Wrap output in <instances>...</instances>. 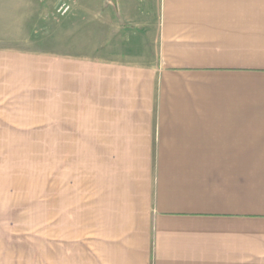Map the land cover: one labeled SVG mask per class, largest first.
<instances>
[{
	"label": "crops",
	"instance_id": "1",
	"mask_svg": "<svg viewBox=\"0 0 264 264\" xmlns=\"http://www.w3.org/2000/svg\"><path fill=\"white\" fill-rule=\"evenodd\" d=\"M119 4L155 55L116 62L28 53L7 61L16 73L0 77V130L20 158L5 164L8 173L17 165L28 173L25 158L39 136L40 147L63 157L51 159L52 198L39 208L72 206L77 83L82 90L92 79L99 90L113 85L111 96L120 99L131 81L121 66L129 65L164 89L148 92V105H111L106 112L126 120L116 128L156 168L106 180L102 193L126 195L109 207L114 217L18 216L10 175L9 195L0 199V264H264V0ZM21 114L32 123L50 115V122L41 133ZM141 120L148 124L142 136ZM139 137L147 138L141 146ZM61 179L68 181L61 186Z\"/></svg>",
	"mask_w": 264,
	"mask_h": 264
},
{
	"label": "rangeland",
	"instance_id": "2",
	"mask_svg": "<svg viewBox=\"0 0 264 264\" xmlns=\"http://www.w3.org/2000/svg\"><path fill=\"white\" fill-rule=\"evenodd\" d=\"M131 21L122 18L119 0H0V77L4 79L5 76L7 79L16 73L7 69V61L15 62L16 59L27 57L28 53L116 62L138 61L137 58L143 56H154V52L147 49V39L137 32L138 23L132 24ZM121 67L123 76L131 81L128 82L129 86L124 84L121 87L124 96L120 99L112 98L113 85H104L99 90L92 79V83H86L87 89L82 90L81 83H77L74 120L76 146L75 154L70 155L73 159L70 167L74 168L75 173L76 199L72 206L70 203L69 208L61 207L58 211L39 208L43 200L52 198L53 173H46V170H51V159L60 160L62 155L58 158L53 155V158L46 147H40L39 136H36L33 138L34 146L25 158L28 173H20L19 165L14 167V172L8 173L5 160L11 159L16 164L20 156L16 154L15 158L12 157L9 151L12 147L5 145L13 140L0 130V160L4 163V169L0 173V199L5 200L9 195L10 188L6 181H9L11 175V180L17 184L16 201L20 207L18 216H51L53 212L55 216L79 218L117 216L115 211H109V207L115 205L117 199H126V195L102 193L108 186L106 180L110 178L113 181L118 173H147L149 169L156 168L154 163L141 161L142 155L136 152L135 146L131 151L128 146L130 136L127 138L126 130L116 128L126 120L117 122V114L110 112L109 108L111 105H148L149 93L164 89V83L158 79L150 81L143 75L142 68L137 66ZM83 71V68L79 69L77 74ZM92 73H95L94 77L97 76V70ZM10 89L8 82V90ZM101 93L107 98L101 99L98 96ZM18 103L19 110L26 109L23 100ZM6 105L10 106V103ZM106 106L109 107L107 112ZM21 115V119L30 122V114ZM36 117H39L37 121L30 122L29 126L39 124L42 133L43 125L50 122V115L38 114ZM147 125L145 120H141V129L137 134H147ZM100 131L106 134L104 138L100 139ZM50 133L49 129L43 135L47 137ZM33 134L36 135V132ZM146 140V137H139L140 146ZM18 147L22 149V146ZM136 157L138 160H135ZM0 167L2 168L1 164ZM67 181L61 179V186ZM35 203L38 208L34 209Z\"/></svg>",
	"mask_w": 264,
	"mask_h": 264
}]
</instances>
